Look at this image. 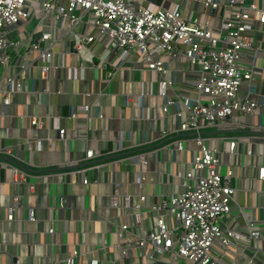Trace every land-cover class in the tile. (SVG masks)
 <instances>
[{"label":"built area","instance_id":"2783aa9c","mask_svg":"<svg viewBox=\"0 0 264 264\" xmlns=\"http://www.w3.org/2000/svg\"><path fill=\"white\" fill-rule=\"evenodd\" d=\"M209 11L213 18L207 15ZM35 20L33 30L26 37L20 36L25 25ZM63 21L69 24L71 51L79 59V68H95L96 56L91 46L102 38L106 42V54L117 55V68L129 63L132 69L158 77L155 92L154 82L141 80L138 94L124 95L126 105L132 104L136 96L134 107L138 111L134 121L143 124L157 120L150 114L155 107L152 103L147 106V117L142 115L146 98L160 100L158 109L162 120L176 121L174 129L168 128L156 139H165L160 146L117 160L129 167L131 180L125 184L131 183L139 190L145 186L148 156L156 157L159 152L167 151L169 159L173 156L175 163L173 153L190 156L189 160L176 164L171 184L162 182L166 193L158 195L150 205L146 204L144 194L136 195L134 203L131 197L123 195V203L119 204L115 199L118 184L111 183L115 189L110 206L118 218L132 219L136 225L144 218L150 221L149 228L140 224L139 233L132 231L133 222L114 225L117 236L130 235L133 246L139 249L149 246L155 254L166 256L162 264H177L179 259L189 264H219L237 245L245 249L254 241L264 239L251 220L244 222V232L232 223L223 222L239 190L237 173L240 170L245 175L248 168L254 169L257 180L264 182V163L258 162L260 157L264 159V154L257 156L246 147L254 143L253 139L262 140L260 145L264 146V123L249 125L241 121L254 116L264 106V97L256 93L252 84L253 70L241 65L246 54L256 56L258 52L256 43L263 31L257 24L264 25V9L259 0H180L172 10L155 9L152 3L142 6L138 0H0L1 106L11 105L12 97L21 91L20 77L28 76L32 70L40 81L48 80L51 72L61 70L67 81L78 79V68L66 66L65 55L59 51L58 31L62 30L60 23ZM75 27L78 31H74ZM99 59L97 70L104 71V79L110 83L118 69L107 71V59ZM182 63L186 65L183 72L194 78L178 86L176 74L180 70H175L173 65ZM245 85L247 92L243 97L240 93ZM101 95L71 108L69 118L77 119L78 112L89 114L94 109L96 119H103ZM43 120L30 116L29 125L44 127ZM246 130L253 135H235L237 131ZM145 132L143 128L139 131L143 140L134 145L136 148L143 149L150 143L146 141ZM64 135L65 130L58 128V139L62 140ZM36 149H40V141ZM5 154L13 156L11 150H6ZM223 156L229 158L224 173ZM94 157L92 149L85 151V162ZM242 157L253 161L239 164ZM0 165L10 169L12 185L25 184L26 177L30 176L7 162ZM82 183L87 185L88 181L83 179ZM29 190L33 191L34 187L29 186ZM20 197L12 196L7 207V221L13 219L19 208ZM32 219L29 216V220ZM48 233L52 235L53 229ZM116 247L120 254L126 255V247L119 243ZM92 253L93 249L79 253L74 248L60 264H73L78 257L86 258ZM89 264H97V261L91 256Z\"/></svg>","mask_w":264,"mask_h":264},{"label":"crops","instance_id":"0c3cea01","mask_svg":"<svg viewBox=\"0 0 264 264\" xmlns=\"http://www.w3.org/2000/svg\"><path fill=\"white\" fill-rule=\"evenodd\" d=\"M179 2L138 0L139 5L152 3L155 9L168 10H172ZM259 5L264 9V0H259ZM193 6L191 3L190 7ZM207 15L213 18L211 11ZM53 21L55 25L58 24L57 20ZM32 22L25 25L20 36L26 37L33 30H28ZM60 26L64 31H58L61 37L59 51L65 55L66 66L78 68V79L67 81L65 72L61 70L51 72L48 80L40 81L32 70L28 76L23 74L20 77L21 91L12 97L11 105L7 108L0 105V163L15 165L30 175L26 177L25 184L12 185L10 169L0 165V264H60L74 248L79 253L93 249L91 256L97 264H162L166 256L155 254L149 246L144 249L133 246L130 235L121 233L120 238L117 236L118 231L115 232L114 225L135 222L125 217L118 218L117 212L110 206V197L115 189L111 183L118 184L115 199L119 204L123 203V195L131 197L134 203L136 195L144 194L147 196L146 204L150 205L158 195L166 193L162 182L171 184V173L175 172L176 164L190 158L187 153L176 152L173 153L175 163L173 156L169 159L170 152L167 151L159 152L156 157L148 156L145 186L139 190L131 183L125 184V181L131 180L129 167L125 163H117V160L160 146L165 139H156H160L162 132L168 128L176 127L175 120L168 122L160 118L158 98L144 100L142 115L147 117V106L152 103L155 107L150 114L157 117V120L143 124L134 121L138 111L134 107L136 96H133L132 104H124L125 94L136 95L140 92L141 80L154 82L155 92L158 77L150 72L132 69L129 63L117 68V55L106 54V42L102 38H98L91 46L96 56L95 68H79V59L71 51L69 24L63 21ZM257 28L263 31L260 41L256 43L258 52L256 56L246 54L241 65L253 70L252 84L256 93L264 97V25L258 23ZM78 29L75 27L74 31ZM99 58L107 59V71L118 69L110 83L105 81L104 71L97 70L100 66ZM173 67L180 70L176 74L178 86L194 78L183 72L185 64H174ZM246 92L245 85L241 89V96L245 97ZM87 93L91 96H86ZM99 93H102L99 101L103 119H96L94 109L89 114L78 112L77 119L69 118L71 108L91 102ZM33 115L44 119V127L34 128L29 125V118ZM241 121L249 125L263 124L264 106L254 116L244 117ZM58 128L65 130L62 140L57 137ZM142 128L146 131V141L150 143L139 149L134 145L143 140L142 135L139 136ZM235 135H253V132L237 131ZM38 141L39 150L36 149ZM252 142V145L246 147H250L257 156L264 154V146L260 145L262 140L253 139ZM87 149H92L95 157L85 162ZM6 150H11L13 156L5 154ZM225 157L222 159L224 169ZM251 161L250 158L242 157L239 164L247 165ZM258 162L264 163L263 157ZM94 165L102 166L88 169ZM237 174L239 190L223 222L232 223L244 232V222L251 220L264 235V182L257 180V172L251 168H248L245 175L241 170ZM83 179L88 181L87 185L82 183ZM31 185L33 191L29 190ZM13 195L21 196L19 208L14 212L13 219L7 221V207ZM29 216L33 219L29 220ZM140 224L149 228L150 221L144 218L141 223L135 224L132 231L139 233ZM50 228L53 229L52 235L48 233ZM117 243L126 247V255L120 254ZM228 252L219 264H248L250 260L253 264H264V239L254 241L245 249L239 244ZM91 256L78 257L73 264H89ZM177 264L189 263L179 259Z\"/></svg>","mask_w":264,"mask_h":264},{"label":"rangeland","instance_id":"374dc122","mask_svg":"<svg viewBox=\"0 0 264 264\" xmlns=\"http://www.w3.org/2000/svg\"><path fill=\"white\" fill-rule=\"evenodd\" d=\"M35 24H36V21H33L32 24H31V26L28 27V30L31 31L33 29V27H34ZM73 59H72V62L74 61ZM224 161H225V164L228 163V157L227 156L225 157ZM224 172H225V169L222 168V173H224Z\"/></svg>","mask_w":264,"mask_h":264}]
</instances>
